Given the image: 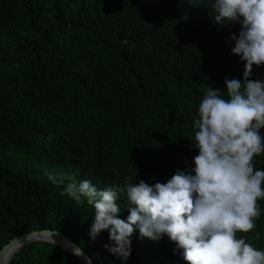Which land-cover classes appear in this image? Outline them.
Here are the masks:
<instances>
[{"label": "trees", "instance_id": "1", "mask_svg": "<svg viewBox=\"0 0 264 264\" xmlns=\"http://www.w3.org/2000/svg\"><path fill=\"white\" fill-rule=\"evenodd\" d=\"M213 5L0 0V250L49 229L67 234L96 264H186L167 235L153 241L138 228L123 261L105 248L107 231L90 237L95 210L87 199L78 204L61 192L85 179L98 190L115 186L126 220V178L152 186L194 166V120L208 86L223 91L226 79L243 80L245 67L231 52L240 24L216 25ZM251 79L264 82V65L253 66ZM254 160L264 171V154ZM258 203L256 230L237 236L264 251V200ZM12 264L82 263L36 242Z\"/></svg>", "mask_w": 264, "mask_h": 264}, {"label": "clouds", "instance_id": "2", "mask_svg": "<svg viewBox=\"0 0 264 264\" xmlns=\"http://www.w3.org/2000/svg\"><path fill=\"white\" fill-rule=\"evenodd\" d=\"M213 8L216 25L240 24L231 52L245 67L243 80L226 79L223 91L208 86L194 120V166L152 186L126 178V220L119 218L115 186L98 190L85 179L61 192L78 204L87 199L95 210L90 237L107 231L105 248L123 261L138 228L153 241L167 235L186 264H264V251L237 236L256 230L264 200V171L254 160L264 154V82L251 79L253 66L264 65V0H214Z\"/></svg>", "mask_w": 264, "mask_h": 264}, {"label": "water", "instance_id": "3", "mask_svg": "<svg viewBox=\"0 0 264 264\" xmlns=\"http://www.w3.org/2000/svg\"><path fill=\"white\" fill-rule=\"evenodd\" d=\"M36 242L55 244L78 258L82 264H96L90 254L67 234L60 230L49 229L32 231L10 240L0 250V264H12L16 255L22 249Z\"/></svg>", "mask_w": 264, "mask_h": 264}, {"label": "bare ground", "instance_id": "4", "mask_svg": "<svg viewBox=\"0 0 264 264\" xmlns=\"http://www.w3.org/2000/svg\"><path fill=\"white\" fill-rule=\"evenodd\" d=\"M10 256V255H9Z\"/></svg>", "mask_w": 264, "mask_h": 264}]
</instances>
